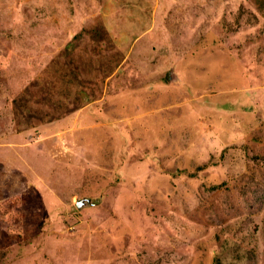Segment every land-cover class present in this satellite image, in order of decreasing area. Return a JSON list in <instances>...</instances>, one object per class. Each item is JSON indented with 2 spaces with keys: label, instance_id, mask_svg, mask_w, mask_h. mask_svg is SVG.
Instances as JSON below:
<instances>
[{
  "label": "rangeland",
  "instance_id": "374dc122",
  "mask_svg": "<svg viewBox=\"0 0 264 264\" xmlns=\"http://www.w3.org/2000/svg\"><path fill=\"white\" fill-rule=\"evenodd\" d=\"M0 264H264V0H0Z\"/></svg>",
  "mask_w": 264,
  "mask_h": 264
},
{
  "label": "water",
  "instance_id": "95a60500",
  "mask_svg": "<svg viewBox=\"0 0 264 264\" xmlns=\"http://www.w3.org/2000/svg\"><path fill=\"white\" fill-rule=\"evenodd\" d=\"M87 201L91 202V200L89 198H83V199L78 200L77 204L78 205H82V204H84Z\"/></svg>",
  "mask_w": 264,
  "mask_h": 264
}]
</instances>
